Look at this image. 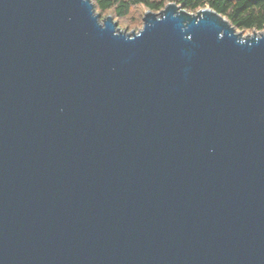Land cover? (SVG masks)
<instances>
[{"label": "water", "instance_id": "95a60500", "mask_svg": "<svg viewBox=\"0 0 264 264\" xmlns=\"http://www.w3.org/2000/svg\"><path fill=\"white\" fill-rule=\"evenodd\" d=\"M142 21L0 0V264H264V25Z\"/></svg>", "mask_w": 264, "mask_h": 264}, {"label": "trees", "instance_id": "16d2710c", "mask_svg": "<svg viewBox=\"0 0 264 264\" xmlns=\"http://www.w3.org/2000/svg\"><path fill=\"white\" fill-rule=\"evenodd\" d=\"M95 8L110 9L117 16H125L133 6L142 4L150 10L163 6L160 0H91ZM188 11L209 6L224 16L235 28L261 30L264 25V0H171Z\"/></svg>", "mask_w": 264, "mask_h": 264}, {"label": "rangeland", "instance_id": "374dc122", "mask_svg": "<svg viewBox=\"0 0 264 264\" xmlns=\"http://www.w3.org/2000/svg\"><path fill=\"white\" fill-rule=\"evenodd\" d=\"M160 1L164 3L163 4L164 6L168 1H171V0H160ZM163 6L161 8H163ZM147 9L148 8L146 6L142 4H138L136 6H133L127 15L117 16L110 9L100 10L98 8H95L96 12L100 13V18H103L106 15H112L113 19L117 22V27L120 29H125L126 32H129V33H131L132 31L137 32L142 27V23H143L142 15H143V12ZM160 9L153 10V11L158 12ZM191 12H194V11H191ZM236 31H241L243 35H248V34H251L254 31V29L241 30V29L236 28ZM255 31L260 32V31H263V29L255 30Z\"/></svg>", "mask_w": 264, "mask_h": 264}]
</instances>
